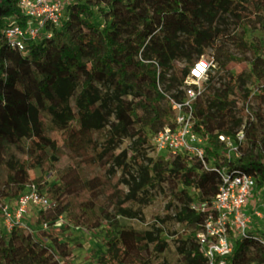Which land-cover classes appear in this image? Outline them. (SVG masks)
<instances>
[{"label": "trees", "instance_id": "16d2710c", "mask_svg": "<svg viewBox=\"0 0 264 264\" xmlns=\"http://www.w3.org/2000/svg\"><path fill=\"white\" fill-rule=\"evenodd\" d=\"M67 1V16L52 34L19 50L4 31L25 18L18 0H0V215L1 204L16 199L29 184L52 202L38 211L37 231L0 228V264H69L72 249L59 237L56 221L62 216L68 225L95 229L117 216L141 218L147 173L168 184L170 199L182 204L185 218L197 228L211 212L222 169L246 171L264 190V38H248L246 24L223 37L241 57L221 54L246 60L249 68L231 75L221 92L207 91L211 73L203 81L194 128L208 136L204 162L158 154L149 158L146 176L137 180L124 153L115 151L114 135L130 139L136 152L152 148L150 133L170 122L168 95L183 94L177 74L166 78L168 67L141 57L139 39L158 44L157 35L174 13L192 25L204 0ZM96 12L102 24L94 20ZM213 57L225 68L218 54ZM246 80L254 86L251 96L250 91L239 94ZM236 98L243 103L241 130L236 129L242 123L234 109ZM250 99L256 101L254 109ZM239 131L245 134L239 154L228 156L217 136ZM60 154L69 161L56 172L57 180L49 181L45 164ZM84 165H94L95 174L84 176ZM114 166L128 176L116 178ZM43 222L48 228L40 226ZM223 258L224 264H264V227L236 236Z\"/></svg>", "mask_w": 264, "mask_h": 264}, {"label": "rangeland", "instance_id": "374dc122", "mask_svg": "<svg viewBox=\"0 0 264 264\" xmlns=\"http://www.w3.org/2000/svg\"><path fill=\"white\" fill-rule=\"evenodd\" d=\"M94 20L103 23L97 12ZM242 24L248 27V38H264V0H204L197 5L196 19L192 25L181 13H174L157 35L158 44L149 38H140L141 57L154 59L168 67L166 78L177 74L179 80L183 81L196 59L218 54L225 68L218 61L215 62L210 72L214 77L207 91L221 92L231 75L249 68L246 60H229L221 54V51H225L228 55L241 57L231 44L223 42V37L239 32ZM222 42V50H217L216 46ZM164 85L160 80L159 88L163 89ZM240 87V95L246 91H250V96L253 94L254 86L250 80L240 83ZM234 101L236 115L241 117L239 106L243 105L242 99L236 98ZM249 105L254 109L256 101L250 99ZM241 118L242 123L236 127L238 130L245 123V117ZM114 136L115 151L124 153L133 175L141 180L146 176L149 158L162 152H157L153 147L136 152L132 149L130 139L117 134ZM163 153L169 158L175 156ZM58 158L49 166L45 164L46 169H50L46 174L49 181H56V172L69 161L65 155L60 154ZM114 170L117 171L116 178L128 176L117 166H114ZM82 172L84 176L90 177L96 172L95 166L84 165ZM168 188L165 181L155 182L147 173L143 181L142 195L145 203L141 218L117 216L113 221L95 229L68 225L65 219L58 222L55 227L59 237L72 249L69 264H209L208 240L198 237L199 229L187 221L182 204L177 199H170ZM189 191L193 192L191 188ZM192 205L199 208L196 202H192ZM245 210L251 218L249 230L264 227L263 189L256 186L253 188ZM258 212L261 216L257 215ZM37 213L38 209L33 208L25 219L26 224L35 231L38 229ZM0 228L5 230L1 215ZM235 237L230 234L232 245Z\"/></svg>", "mask_w": 264, "mask_h": 264}, {"label": "built area", "instance_id": "2783aa9c", "mask_svg": "<svg viewBox=\"0 0 264 264\" xmlns=\"http://www.w3.org/2000/svg\"><path fill=\"white\" fill-rule=\"evenodd\" d=\"M67 0H18L24 22L13 21L6 27L4 33L13 47L23 50L28 42L39 41L50 36L54 27H58L67 16L65 7ZM215 65L213 56L196 59L189 68L180 88L181 98L168 95L167 102L171 106L170 122L152 131L149 139L157 152H167L172 155L196 157L204 162L205 148L209 145L208 136L195 130V101L204 93L205 81ZM242 131L234 136L221 133L217 142L223 151L233 155L239 154L240 144L244 141ZM255 178L246 171H221V181L211 199V212L198 228L197 235L202 240H208L209 264H224L225 256L232 251L230 234L245 236L250 228L251 218L245 206L252 196ZM50 198L40 191L35 184H29L23 192L12 200L1 204V216L5 230L13 227L30 228L25 219L30 210L38 211L51 205ZM205 209V204L200 206ZM261 216V213H257ZM61 216L55 223L62 221ZM42 228H48L43 222Z\"/></svg>", "mask_w": 264, "mask_h": 264}]
</instances>
